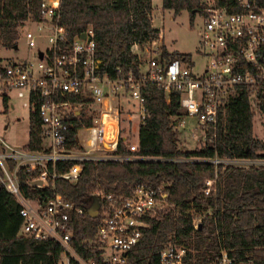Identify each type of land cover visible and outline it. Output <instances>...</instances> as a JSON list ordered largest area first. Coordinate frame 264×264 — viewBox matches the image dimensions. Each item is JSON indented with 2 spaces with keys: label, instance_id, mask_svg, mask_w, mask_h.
Masks as SVG:
<instances>
[{
  "label": "built area",
  "instance_id": "built-area-1",
  "mask_svg": "<svg viewBox=\"0 0 264 264\" xmlns=\"http://www.w3.org/2000/svg\"><path fill=\"white\" fill-rule=\"evenodd\" d=\"M62 1L42 0L40 17L20 25V38L30 55L17 60L9 51L19 49V42L10 49L0 42V98L8 103L15 91L25 99L30 114L39 112L42 118L41 148L14 146L0 133V182L21 204L19 234L58 242L62 263L129 264V251L143 237L147 218L169 208L167 193L140 182L127 195H92L87 211L96 222L95 231L79 246L94 255L85 256L74 244V233L77 217L86 210L57 191L56 180L76 182L85 160L152 158L116 153L122 139L129 149L138 148V143L125 136L126 97L136 105L141 125L147 112L143 87L148 83L157 84L168 97L178 95L179 113L173 117L176 130L187 129L193 121L204 132V143L213 140L219 118L237 90L247 88L256 98L257 89L264 86V5L258 0H234L230 6L203 0L207 5L199 13L203 19L198 29L200 59L186 52L166 58L162 45L173 50L161 30L158 38L146 41L151 43L149 47L144 48L145 41L133 44L140 58L138 74L131 69L112 77L101 72L103 59L96 53L94 29L90 26L82 32L84 37L82 33L72 36L62 22ZM209 126L215 129L210 136ZM70 129L76 130L73 138ZM199 159L225 166H264V157ZM64 162L72 163L59 171V163ZM24 175L29 186L52 187L51 193L26 195ZM217 178L218 173L206 179L204 195L217 193ZM192 213L194 227L201 228L205 214ZM194 252L185 241L172 240L159 252V261L191 264ZM235 260L223 248L201 264H235Z\"/></svg>",
  "mask_w": 264,
  "mask_h": 264
},
{
  "label": "trees",
  "instance_id": "trees-1",
  "mask_svg": "<svg viewBox=\"0 0 264 264\" xmlns=\"http://www.w3.org/2000/svg\"><path fill=\"white\" fill-rule=\"evenodd\" d=\"M41 1L0 0V42L5 48L18 44L20 25L29 18L40 17ZM215 1L217 5L229 6L234 2ZM258 1L264 5V0ZM206 5L203 0H162L164 10L174 14L187 10L191 21L197 13L204 12ZM153 9V0H63L61 20L72 36L91 26L97 56L103 59L101 72L118 77L131 69L139 72L140 58L132 49L134 43L159 37L161 29L153 24ZM162 47L168 59L178 54L169 51L165 44ZM143 94L147 112L140 125L138 148L129 149L122 139L116 153L151 159L85 160L76 182L56 180V190L86 210L77 217L74 233V244L80 253L94 255L79 246L95 231L96 222L87 211L90 197L98 192L127 195L135 184L145 182L167 193L169 208L147 218L143 237L129 251V264H160L159 252L172 240L185 241L194 248L191 264H201L208 255L213 257L214 252L223 248L235 257V264H264V166H225L199 159L216 155L264 157V139L254 131L256 106L264 117V86L257 89L256 98L249 89L239 88L219 118L215 138L195 149L179 145L173 121L180 108L178 95L168 97L155 83L146 84ZM5 105L7 109V100ZM213 130L209 126V136ZM75 131L69 130L72 138ZM41 133V115L31 113L29 148L42 147ZM71 163H59L58 170L68 169ZM216 173L217 193L204 195L206 179ZM25 177L22 188L26 195L51 193L52 187H31ZM20 208L16 196L0 182V264H58L62 253L58 242L19 234L23 221ZM189 210L194 215L205 214L201 228L194 227V216Z\"/></svg>",
  "mask_w": 264,
  "mask_h": 264
},
{
  "label": "rangeland",
  "instance_id": "rangeland-1",
  "mask_svg": "<svg viewBox=\"0 0 264 264\" xmlns=\"http://www.w3.org/2000/svg\"><path fill=\"white\" fill-rule=\"evenodd\" d=\"M153 3V24L162 30L168 47L173 51L186 52L200 59L198 29L203 22L202 16L197 13L194 20L191 21L190 13L187 10L174 14L173 11L163 9L162 0H153ZM21 32L22 30H20V34ZM19 44V49L9 51V53L15 54L17 60L31 53L24 39L20 38ZM150 44L145 41L144 48L149 47ZM139 51L141 50L139 49ZM24 100L17 95V92L13 91L6 109L5 103L0 98V133L17 147L29 142L30 111L24 105ZM256 111L254 131L258 137L264 139V117L257 106ZM177 131L179 145L183 149H195L205 141L204 132L196 122L192 121L187 129H178ZM136 133L135 140L138 138V129Z\"/></svg>",
  "mask_w": 264,
  "mask_h": 264
},
{
  "label": "crops",
  "instance_id": "crops-1",
  "mask_svg": "<svg viewBox=\"0 0 264 264\" xmlns=\"http://www.w3.org/2000/svg\"><path fill=\"white\" fill-rule=\"evenodd\" d=\"M134 49H136V46L134 47ZM136 109H137L136 105L133 102L129 101V98L126 97V113H124L126 121L123 123L126 125V131H125L126 135L125 136L128 141L138 143L139 142L140 120L138 119V116H137L138 114H136L135 112ZM137 129H138V138L135 140L134 137L137 136V133H136ZM91 200L92 199L90 198L89 206L92 205ZM61 257H62V253H61ZM61 257H60L58 264H60V262L61 264H64L62 263Z\"/></svg>",
  "mask_w": 264,
  "mask_h": 264
},
{
  "label": "water",
  "instance_id": "water-1",
  "mask_svg": "<svg viewBox=\"0 0 264 264\" xmlns=\"http://www.w3.org/2000/svg\"><path fill=\"white\" fill-rule=\"evenodd\" d=\"M82 36L84 37L85 36V33H82Z\"/></svg>",
  "mask_w": 264,
  "mask_h": 264
}]
</instances>
